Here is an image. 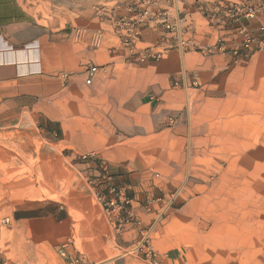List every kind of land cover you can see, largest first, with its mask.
<instances>
[{"label":"rangeland","instance_id":"374dc122","mask_svg":"<svg viewBox=\"0 0 264 264\" xmlns=\"http://www.w3.org/2000/svg\"><path fill=\"white\" fill-rule=\"evenodd\" d=\"M18 1L81 56L50 94L0 102V264H264V153L235 175L231 144L194 140L264 90V0H179L168 29L152 9L127 24L123 3ZM112 184L123 238L99 200Z\"/></svg>","mask_w":264,"mask_h":264},{"label":"crops","instance_id":"0c3cea01","mask_svg":"<svg viewBox=\"0 0 264 264\" xmlns=\"http://www.w3.org/2000/svg\"><path fill=\"white\" fill-rule=\"evenodd\" d=\"M103 1L105 4L112 5L123 3V10L133 6L134 11L129 18H135L141 22L147 19L145 16L139 17L138 12L141 9L136 0ZM153 1L155 3L148 5V10L164 11L166 16L163 19L167 23L176 19L174 14L178 9L179 0ZM188 10L189 16L195 17L197 12ZM90 17L89 20H95L96 12L93 11ZM151 22L162 27L166 26L156 17H152ZM157 29L159 31L157 34L163 32V28ZM79 41L77 35L67 37L66 34L60 33L37 32L18 0H0V102L5 98L24 94L35 93L46 96L53 92L54 88L49 87L48 82L58 80L59 77L56 75L72 71L79 65L81 56ZM96 50L97 48L93 51ZM251 96L242 100L243 106L239 116L223 119L217 124L208 123L204 138H194L195 142L201 140L206 146L208 142L214 141L231 144L233 147L229 148L230 154L221 158L226 160L228 166L234 162H240L235 175H238L241 170L244 174L249 168L251 171V166H254L257 161V155L264 153V145L261 148L257 139L264 137V130L255 133L259 121L262 120L261 115H264V90L259 88L256 93L252 92ZM146 104L150 105L149 102ZM243 159L246 161H240ZM261 159L260 157L259 160ZM26 211L19 210L18 213L23 216ZM116 220L120 223L119 226H122L121 237L123 238V212L116 216Z\"/></svg>","mask_w":264,"mask_h":264},{"label":"built area","instance_id":"2783aa9c","mask_svg":"<svg viewBox=\"0 0 264 264\" xmlns=\"http://www.w3.org/2000/svg\"><path fill=\"white\" fill-rule=\"evenodd\" d=\"M136 3L139 5L140 8H142L138 12L139 17L142 16L146 17V15H148L149 12L147 9L148 5L155 2L153 0L152 1L136 0ZM242 11L245 17H253L255 14V8H253L252 6H244L242 7ZM153 13H155L154 17L159 18L160 22L166 24L165 27L167 29L170 28L171 24L177 19L176 18L174 21H171V23H167V21L163 19L166 16L164 11L158 10V11H154ZM138 22H141V20H136L135 18H128V21L126 23L134 25L137 24ZM243 45L245 48H248L249 46L247 42H245ZM97 68L98 66H96L95 64L87 65V67L85 68V80H84L86 84H90L92 82L95 74L97 73ZM81 158L82 159L86 158V155H82ZM99 200L105 207V210L110 214H115L117 216L121 212H123V210H125L127 213V217L131 216V213L127 211L128 209L127 207L130 204V199L125 196L123 186H117L113 184L110 185L109 188L107 189L106 194L99 195ZM126 221H128V219H126ZM142 235H143V240H146L148 238L147 233L142 232Z\"/></svg>","mask_w":264,"mask_h":264},{"label":"bare ground","instance_id":"6f19581e","mask_svg":"<svg viewBox=\"0 0 264 264\" xmlns=\"http://www.w3.org/2000/svg\"><path fill=\"white\" fill-rule=\"evenodd\" d=\"M253 117V116H252ZM230 157V156H229ZM245 179V178H244ZM239 206V205H238ZM240 207V206H239ZM244 208V207H243ZM248 215V214H247ZM222 222V221H221ZM227 236V235H226ZM229 237V236H228ZM234 238V237H233ZM226 241V240H225ZM235 244V243H234ZM222 251V250H221ZM236 253V252H235Z\"/></svg>","mask_w":264,"mask_h":264}]
</instances>
